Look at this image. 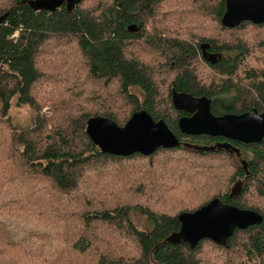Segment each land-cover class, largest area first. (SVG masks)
<instances>
[{"label":"trees","instance_id":"16d2710c","mask_svg":"<svg viewBox=\"0 0 264 264\" xmlns=\"http://www.w3.org/2000/svg\"><path fill=\"white\" fill-rule=\"evenodd\" d=\"M224 11L225 0H81L70 11L0 0V264H264V137L247 146L250 174L232 199L262 222L226 245L166 241L181 212L231 202L230 152L184 138L173 94L206 95L218 113L264 111V22L225 27ZM139 109L180 144L123 156L86 134L92 116L122 126Z\"/></svg>","mask_w":264,"mask_h":264},{"label":"water","instance_id":"95a60500","mask_svg":"<svg viewBox=\"0 0 264 264\" xmlns=\"http://www.w3.org/2000/svg\"><path fill=\"white\" fill-rule=\"evenodd\" d=\"M81 0H21L34 10L54 11L62 5L70 11ZM5 17L1 16L0 21ZM242 21L264 22V0H225V11L221 22L225 27L237 26ZM136 31L135 24L128 26ZM207 43H201L203 58L215 63L220 54L207 53ZM198 104L199 113L190 118H180L179 130L186 134L221 135L243 142H258L264 137V111L256 108L240 114H224L215 117L210 113V99L206 96L192 97L190 94H173L172 101L179 97ZM86 134L103 153L127 156L136 152L149 154L159 147L169 148L180 144L177 136L163 119L154 120L150 114L139 109L134 111L124 125L104 116H92L86 122ZM210 146L200 147L207 149ZM212 148V147H211ZM214 149V148H212ZM243 181H236L230 187V196L239 197ZM179 228L166 237L170 243H188L193 248L200 240L210 239L226 245L236 228L244 229L260 224L262 217L254 210L240 209L219 198L210 200L194 211H184L178 215Z\"/></svg>","mask_w":264,"mask_h":264},{"label":"flooded vegetation","instance_id":"af4514ba","mask_svg":"<svg viewBox=\"0 0 264 264\" xmlns=\"http://www.w3.org/2000/svg\"><path fill=\"white\" fill-rule=\"evenodd\" d=\"M200 45H201V43L199 44V46ZM205 51L207 53L217 54V56H218V54H220V53H217V52L210 51L209 44L206 47ZM201 56L203 58L202 50H201ZM220 57H221V54H220ZM181 93H184V92H181ZM191 96L192 97H199V96H193V95H191ZM201 96H206V95H201ZM207 98L210 99V108H209V110H210V113H212L213 116L219 117V116H222L224 114H231V112H224V113L223 112H221V113L214 112L213 109H212L213 108L212 107V99L209 98V97H207ZM172 106L175 109L172 112H168V113L170 115V119L175 120V123H176V126H177L178 130H179L178 122H179L180 118H190L193 115L199 113L198 104L188 102L186 100L185 96H181L180 95L179 102H176L175 104L172 103ZM253 108H255V107H253ZM246 111H248V110H246ZM246 111H244V112H246ZM258 112H263V111H258ZM241 113H243V112H241ZM232 114H235V113H232ZM237 114H240V113H237ZM170 130L176 135V133L172 129H170ZM182 134H184V138H187V139H189L190 136H198V135L210 136L212 138H215V139H213V143L211 145H204V146H201V147L210 146V147H212V148H214L216 150L223 149V150H226V151L230 152V154H231V185H230V187H232V185L236 181H243L244 180V183H243V188H244L245 179L250 174V169H249L250 161L254 157L253 151L247 146H249L250 144H253V143H257V142H243V141H239V140H236V139H233V138H229V137H225V136H221V135L186 134V133H182ZM185 135H187V136L185 137ZM260 141H258V142H260ZM195 147L196 148H200V146H195ZM243 188H242V191H243ZM242 191L240 193V196L242 194ZM229 192H230V189H229ZM239 197L231 196V202H226L225 201V203L231 204V205H233V206H235L237 208H240V209H247V208H241L235 202H232V199H237ZM248 210H251V209H248ZM237 229L238 228H236L235 230H237Z\"/></svg>","mask_w":264,"mask_h":264},{"label":"rangeland","instance_id":"374dc122","mask_svg":"<svg viewBox=\"0 0 264 264\" xmlns=\"http://www.w3.org/2000/svg\"><path fill=\"white\" fill-rule=\"evenodd\" d=\"M42 111L45 112L46 115H48V116L51 114L49 106L43 107ZM11 113L13 115L14 120L19 121L21 125H25V124L30 123L31 113H30V110L26 106H22V107H18L17 106L16 107V106L13 105L12 109H11ZM231 256L233 257L234 262L235 261H237L239 263H244L245 262V259H243L241 254H239L238 252L237 253H232Z\"/></svg>","mask_w":264,"mask_h":264}]
</instances>
